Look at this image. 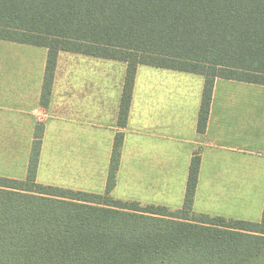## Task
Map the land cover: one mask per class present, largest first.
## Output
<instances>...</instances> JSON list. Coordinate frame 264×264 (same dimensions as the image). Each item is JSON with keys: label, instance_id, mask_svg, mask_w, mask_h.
I'll return each mask as SVG.
<instances>
[{"label": "trees", "instance_id": "1", "mask_svg": "<svg viewBox=\"0 0 264 264\" xmlns=\"http://www.w3.org/2000/svg\"><path fill=\"white\" fill-rule=\"evenodd\" d=\"M0 40L48 50L41 104L57 53L126 63L118 125L126 124L138 65L204 77L203 134L215 79L264 85V0H0ZM43 125L26 177H0V264H261L258 223L193 212L199 156L180 209L115 200L123 134L116 133L104 194L36 182Z\"/></svg>", "mask_w": 264, "mask_h": 264}, {"label": "crops", "instance_id": "2", "mask_svg": "<svg viewBox=\"0 0 264 264\" xmlns=\"http://www.w3.org/2000/svg\"><path fill=\"white\" fill-rule=\"evenodd\" d=\"M48 50L0 40V177L24 180L43 125L36 182L104 194L116 133L123 134L111 197L180 209L194 154L193 212L258 223L264 207V85L215 79L197 133L204 77L138 65L126 124L118 112L127 65L59 51L41 104Z\"/></svg>", "mask_w": 264, "mask_h": 264}, {"label": "rangeland", "instance_id": "3", "mask_svg": "<svg viewBox=\"0 0 264 264\" xmlns=\"http://www.w3.org/2000/svg\"><path fill=\"white\" fill-rule=\"evenodd\" d=\"M261 264H264V257H263V259H262V261L260 262Z\"/></svg>", "mask_w": 264, "mask_h": 264}]
</instances>
